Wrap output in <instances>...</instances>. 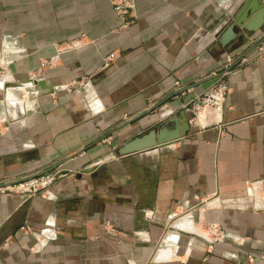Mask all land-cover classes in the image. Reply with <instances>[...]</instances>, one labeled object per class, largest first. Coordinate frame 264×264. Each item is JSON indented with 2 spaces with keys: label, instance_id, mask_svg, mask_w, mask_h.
Returning a JSON list of instances; mask_svg holds the SVG:
<instances>
[{
  "label": "crops",
  "instance_id": "obj_1",
  "mask_svg": "<svg viewBox=\"0 0 264 264\" xmlns=\"http://www.w3.org/2000/svg\"><path fill=\"white\" fill-rule=\"evenodd\" d=\"M129 2L0 0V264H264V27L222 77L249 0Z\"/></svg>",
  "mask_w": 264,
  "mask_h": 264
},
{
  "label": "water",
  "instance_id": "obj_2",
  "mask_svg": "<svg viewBox=\"0 0 264 264\" xmlns=\"http://www.w3.org/2000/svg\"><path fill=\"white\" fill-rule=\"evenodd\" d=\"M249 13H252L255 19L252 23L247 25L248 22L246 21V18ZM262 27H264V0H249L238 17H236L227 30L218 37L213 49L219 53H222L224 50L227 53H230L234 47L240 43V40L242 36H244L245 32H257ZM181 120L184 121V127L179 131V133L177 117L170 122V124L174 126L171 133H168L169 123L165 124L159 129H153L147 134L142 135L120 147L118 149V155L120 157H124L150 150L155 147L166 146L181 139L182 137H185L190 130V125L185 115H182Z\"/></svg>",
  "mask_w": 264,
  "mask_h": 264
},
{
  "label": "built area",
  "instance_id": "obj_3",
  "mask_svg": "<svg viewBox=\"0 0 264 264\" xmlns=\"http://www.w3.org/2000/svg\"><path fill=\"white\" fill-rule=\"evenodd\" d=\"M111 2L120 17L127 21V17L129 16L130 11L133 9V6L129 2V0H111ZM258 51L259 56H264V42L260 44V46L258 47ZM238 59H241L240 63H245L247 61L245 57L243 58L242 54L226 55V65L225 68L222 69V77L226 75V73L228 72V68L235 64ZM227 90V86L223 81L218 82L210 92L197 99L194 106V114L197 115L201 110L205 108H216L222 105Z\"/></svg>",
  "mask_w": 264,
  "mask_h": 264
},
{
  "label": "rangeland",
  "instance_id": "obj_4",
  "mask_svg": "<svg viewBox=\"0 0 264 264\" xmlns=\"http://www.w3.org/2000/svg\"><path fill=\"white\" fill-rule=\"evenodd\" d=\"M222 55H228V53L227 52H224Z\"/></svg>",
  "mask_w": 264,
  "mask_h": 264
}]
</instances>
